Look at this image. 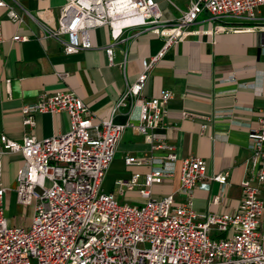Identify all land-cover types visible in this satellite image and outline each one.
Returning a JSON list of instances; mask_svg holds the SVG:
<instances>
[{"label":"built area","instance_id":"2783aa9c","mask_svg":"<svg viewBox=\"0 0 264 264\" xmlns=\"http://www.w3.org/2000/svg\"><path fill=\"white\" fill-rule=\"evenodd\" d=\"M170 3L175 4L172 0ZM264 0H189L178 17L164 19L156 0H68L60 9L58 26L42 24L44 36L57 38L64 52L91 49V31L108 25L115 41L130 28L151 30L164 44L156 54L142 59V70L127 86L108 119L94 121L84 100L72 91L41 95L23 106V123L35 124L38 112H66L70 119L65 132L39 139L27 135L17 141L0 136V264H264V200L253 181L264 182V110L258 126L249 131L252 157L241 180L242 200L234 212H199L194 208L195 188L203 178L228 184L229 171L207 175L203 157L183 159L179 188L163 197H153L151 186L174 172L154 167L140 181L138 173L116 181V191H106L103 181L112 163L118 141L127 127H134L153 148L167 150L165 158L177 159L175 145L156 140L154 130L167 112L173 97L162 89L144 97L151 69L175 43L188 38L199 15L206 11L220 23L214 31L256 19ZM7 15L23 21L12 0H0ZM176 6V5H175ZM28 37L16 34L13 40ZM4 41L0 24V43ZM112 62L113 47H106ZM139 115L132 117L137 103ZM122 105L129 107L126 123L114 121ZM207 124L202 125V131ZM21 151L24 167L18 174L17 200L33 206L30 226L10 225L6 215L8 188L2 182L3 155ZM127 163H141L134 156ZM139 189L145 203H121L118 194ZM221 202L220 194L212 203Z\"/></svg>","mask_w":264,"mask_h":264},{"label":"crops","instance_id":"0c3cea01","mask_svg":"<svg viewBox=\"0 0 264 264\" xmlns=\"http://www.w3.org/2000/svg\"><path fill=\"white\" fill-rule=\"evenodd\" d=\"M11 1V0H10ZM68 0H12L23 14L16 22L0 6V24L4 41L0 43V136L23 141L27 135L39 139L65 132L70 119L66 112H38L35 124L23 123V106L59 91H72L80 96L94 115V121L108 119L126 89L134 82L143 64L142 59L156 54L163 38L151 30L130 28L115 41L108 25L91 31V49L66 53L55 37H46L42 24L58 26L61 7ZM164 19H174L186 9L189 0H156ZM176 5V6H175ZM233 28L214 31L220 22L202 12L193 32L173 44L151 69L143 89L144 97H153L162 89H171L162 124L154 130L156 140L175 145L177 159L165 158L167 150L153 148L134 127H127L116 147L104 181L106 191H116V181L138 173L140 181L154 167L174 169L162 183L151 186L153 197H163L180 186L181 165L189 156L207 161V175L229 171L228 184L203 178L195 188L194 208L199 212H234L242 200L241 180L248 173L252 150L249 131L258 126L260 110H264V5L257 17L246 22H228ZM21 34L28 38L13 40ZM112 45V62L106 47ZM138 102L132 117L139 115ZM129 107L122 105L114 115L117 123H126ZM207 128L202 131V125ZM134 156L141 163H127ZM2 182L8 188L6 215H12L18 204V174L25 160L21 151L3 155ZM249 174V173H248ZM264 200V182H252ZM220 194L221 202L212 203ZM144 198L139 189L127 190L117 197ZM262 219L264 220V214Z\"/></svg>","mask_w":264,"mask_h":264},{"label":"rangeland","instance_id":"374dc122","mask_svg":"<svg viewBox=\"0 0 264 264\" xmlns=\"http://www.w3.org/2000/svg\"><path fill=\"white\" fill-rule=\"evenodd\" d=\"M118 200L121 203L128 202L137 205H142L145 203V200L141 201V199H133L123 196L119 197ZM32 216H33V206L32 205L26 206L22 203H19L15 212L8 217L9 224L22 225L24 227H28L32 222Z\"/></svg>","mask_w":264,"mask_h":264}]
</instances>
